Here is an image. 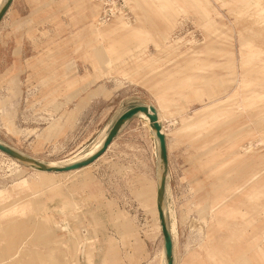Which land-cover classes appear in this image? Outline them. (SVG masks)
<instances>
[{"label":"rangeland","instance_id":"rangeland-1","mask_svg":"<svg viewBox=\"0 0 264 264\" xmlns=\"http://www.w3.org/2000/svg\"><path fill=\"white\" fill-rule=\"evenodd\" d=\"M24 8L31 47L14 55L28 61L0 63V143L57 164L152 106L173 264H264V0H117L106 17L92 0ZM127 125L108 159L71 173L0 155V264L160 263L155 145L142 120Z\"/></svg>","mask_w":264,"mask_h":264},{"label":"water","instance_id":"water-1","mask_svg":"<svg viewBox=\"0 0 264 264\" xmlns=\"http://www.w3.org/2000/svg\"><path fill=\"white\" fill-rule=\"evenodd\" d=\"M12 0H7L6 3L0 10V21L9 9ZM140 114H144L150 120V127L151 130L154 132V135L157 139L158 143V151H159V160L162 163V173L160 176V182L157 187V197H156V204H157V213L158 219L161 227V235L163 239V247L165 253V259L167 264H173V240L172 236L168 227V222L163 210V201L165 196V188H166V181L167 175L169 170V160H168V151H167V142L165 134L162 132V126L159 123L157 110L154 107H147V106H136L133 107L123 114L119 116V118L115 121L112 127L109 129L107 133V138L105 143L103 144L102 148L92 157L89 159L82 161L80 163L68 166V167H54L47 169L42 164L38 163L37 161L33 160L30 157L25 155H21L9 147L0 144V152L6 154L7 156L14 158V159H21L22 161L29 162L35 164L41 171L52 172V173H66L69 171L77 170L84 168L90 164H93L98 158L104 154V152L108 149L111 145L115 137L117 136L121 127L132 120L138 118Z\"/></svg>","mask_w":264,"mask_h":264},{"label":"crops","instance_id":"crops-1","mask_svg":"<svg viewBox=\"0 0 264 264\" xmlns=\"http://www.w3.org/2000/svg\"><path fill=\"white\" fill-rule=\"evenodd\" d=\"M24 1L25 0H12L9 9L0 21V63L2 62V60L4 63H26L28 61V54L21 55L19 60L17 59V55H14L15 48L31 47V43H28L29 41H31L28 35L34 31L33 26L29 24V11L24 8ZM133 107H136V105L130 106L129 108L125 109L122 114ZM128 130L129 129L127 124L121 127L111 145L104 152V154H102L98 158V160L95 161L93 166L99 165L101 162H104V160L108 159L111 156L113 150H115L116 146L119 144L121 137L125 133H127ZM146 149L148 152V148ZM104 171L105 170H99L97 175H103ZM175 236L176 229L174 238L172 239L173 241L175 239Z\"/></svg>","mask_w":264,"mask_h":264},{"label":"bare ground","instance_id":"bare-ground-1","mask_svg":"<svg viewBox=\"0 0 264 264\" xmlns=\"http://www.w3.org/2000/svg\"><path fill=\"white\" fill-rule=\"evenodd\" d=\"M7 0H0V10L1 8L3 7V5L6 3ZM147 107H152V106H147ZM160 114V113H159ZM158 112H157V115H158V120H159V123L161 124L162 126V132L164 134V126L162 124V120H161V117L159 116ZM138 118L140 120L143 121V124L149 129L150 133H151V137L153 138V143L155 145V154H156V160H157V180H156V187H155V195L157 197V187L159 185V182H160V176H161V173H162V163L160 162L159 160V151H158V143H157V139L154 135V132L151 130V127H150V120L144 115V114H140L138 116ZM107 129V128H106ZM107 133H108V130L102 134V136L100 137V139L91 147L89 148L88 150L86 151H83L81 152L80 154H77L76 156H73V158H70L68 160H65V161H62L60 163H57V164H49V163H43V162H39L37 161L38 163L42 164L44 167H46L47 169L49 168H54V167H58V168H62V167H68V166H71V165H74V164H77V163H80L82 161H85L87 159H89L90 157H92L93 155H95L103 146V144L105 143L106 141V138H107ZM2 144V143H0ZM3 145V144H2ZM7 147V146H6ZM11 149V148H10ZM14 151V150H13ZM17 152V151H15ZM19 153V152H17ZM21 154V153H19ZM0 155L6 159H8L11 163H13V165H25L33 170H36V171H39L40 173H43V174H54V173H50V172H46V171H41L35 164L33 163H29V162H25V161H22L21 159H14V158H11L9 156H7L6 154L0 152ZM22 155V154H21ZM34 160V159H33ZM36 161V160H35ZM91 165V164H90ZM89 166V165H88ZM87 167V166H86ZM85 168V167H84ZM83 169V168H81ZM77 170H80V169H77ZM77 170H73V171H77ZM70 173L72 171H69ZM67 173V172H66ZM167 193V186L165 188V194ZM167 199V198H166ZM166 204V203H165ZM170 204V203H168ZM163 210H164V213H165V216H166V219H167V222H168V227H169V230H170V233H171V236H172V239L174 238V235H175V223H174V218L171 220L172 218V215L170 214V218H169V215H168V209L167 207L163 204ZM156 211H157V204H156ZM170 211H171V207H170ZM157 217H158V213H157ZM169 219H170V223H169ZM158 222H159V219H158ZM159 226H160V223H159ZM160 230H161V227H160ZM159 264H167L166 263V259H165V253H164V247L162 245V249H161V254H160V263Z\"/></svg>","mask_w":264,"mask_h":264},{"label":"built area","instance_id":"built-area-1","mask_svg":"<svg viewBox=\"0 0 264 264\" xmlns=\"http://www.w3.org/2000/svg\"><path fill=\"white\" fill-rule=\"evenodd\" d=\"M99 1L103 6V15L106 16H112V11L114 10L117 0H92V2H97Z\"/></svg>","mask_w":264,"mask_h":264}]
</instances>
